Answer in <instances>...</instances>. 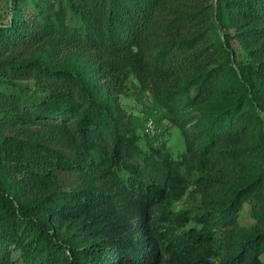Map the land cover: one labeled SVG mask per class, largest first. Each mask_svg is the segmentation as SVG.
I'll list each match as a JSON object with an SVG mask.
<instances>
[{"label": "trees", "instance_id": "obj_1", "mask_svg": "<svg viewBox=\"0 0 264 264\" xmlns=\"http://www.w3.org/2000/svg\"><path fill=\"white\" fill-rule=\"evenodd\" d=\"M11 9L0 264H264V0ZM131 92L151 96L144 115ZM148 118L178 126L185 150L142 134Z\"/></svg>", "mask_w": 264, "mask_h": 264}, {"label": "rangeland", "instance_id": "obj_2", "mask_svg": "<svg viewBox=\"0 0 264 264\" xmlns=\"http://www.w3.org/2000/svg\"><path fill=\"white\" fill-rule=\"evenodd\" d=\"M12 2L13 0H0V22L8 21L9 17L12 14ZM234 45L240 48V43L237 40H234ZM123 105L130 111L135 112L138 115H144L145 108L151 102V96H146L144 98H139L137 93L131 92L128 95H123L121 97ZM148 118L145 121L144 127L141 129L142 134L149 133L153 134L155 131H160L161 129H165L163 136L170 148V150L175 154L179 155L180 152L185 150L186 142L185 138L182 134L181 129L178 126L167 125L166 123L157 124L154 121V127L150 128L148 126ZM240 223L243 225H250L255 221V218L251 214V204L246 202L243 206V209L240 214Z\"/></svg>", "mask_w": 264, "mask_h": 264}, {"label": "built area", "instance_id": "obj_3", "mask_svg": "<svg viewBox=\"0 0 264 264\" xmlns=\"http://www.w3.org/2000/svg\"><path fill=\"white\" fill-rule=\"evenodd\" d=\"M148 126L150 127V128H153L155 125H154V121H153V119H149V121H148Z\"/></svg>", "mask_w": 264, "mask_h": 264}]
</instances>
